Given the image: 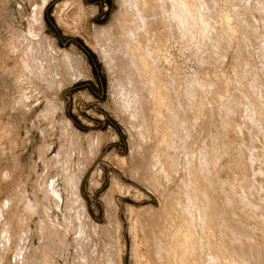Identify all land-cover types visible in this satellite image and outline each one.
Wrapping results in <instances>:
<instances>
[{
    "label": "rangeland",
    "instance_id": "1",
    "mask_svg": "<svg viewBox=\"0 0 264 264\" xmlns=\"http://www.w3.org/2000/svg\"><path fill=\"white\" fill-rule=\"evenodd\" d=\"M143 1L0 0V264H264V0Z\"/></svg>",
    "mask_w": 264,
    "mask_h": 264
},
{
    "label": "bare ground",
    "instance_id": "2",
    "mask_svg": "<svg viewBox=\"0 0 264 264\" xmlns=\"http://www.w3.org/2000/svg\"><path fill=\"white\" fill-rule=\"evenodd\" d=\"M136 1H137V0H136ZM144 1H145V0H144ZM144 1H143V3H144ZM164 1H165V0H164ZM170 1L172 2L173 14L175 13V14H177V15H182V16H184V15H185L184 12H187V9H186V8H188V11H192V10H191V9L193 8V7H192V4H189V3L186 2V3H184V4L188 5V7H185V6H184L185 8H184V7L182 8V7H181L182 5H181L180 3H178L177 0H170ZM139 2H140V1H139ZM139 2H138V3H139ZM179 2H180V1H179ZM195 2H196V1H195ZM126 3H127V2H126ZM131 3H132V2H131ZM134 3H135V2H133V4H134ZM143 3H142V4H143ZM192 3H194V2H192ZM208 3H209V2H208ZM136 4H137V3H136ZM166 4H167V3H166ZM168 4H170V3H168ZM179 4H180V5H179ZM182 4H183V3H182ZM197 4H198V3H197ZM234 4H235V3H234ZM123 5H124V4H123ZM140 5H141V4H140ZM140 5H139V6H140ZM146 5H147V4H146ZM227 5H229V4H227ZM65 6H66V5H65ZM134 6H135V4H134ZM141 6H142V5H141ZM147 6H149V3H148ZM160 6H161V5H160ZM169 6H170V5H169ZM205 6H206V5H205ZM137 7H138V6H137ZM142 7L144 8V6H142ZM194 7H195V6H194ZM217 7H218V6H217ZM134 8H135V7H134ZM160 8H161V7H160ZM169 8H170V7H169ZM210 8H211V7H210ZM224 8H225V7H224ZM138 9H140V8H138ZM144 9H145V8H144ZM164 9H165V8H164ZM181 9H182L183 11H182ZM184 9H186V10H184ZM196 9H197V8H195V10H196ZM198 9H199V8H198ZM200 9H201V8H200ZM129 10H130V9H129ZM141 10H143V9H141ZM149 10H150V8H149ZM158 10H160V9L158 8ZM166 10H167V9H166ZM193 10H194V9H193ZM180 11H182V12H180ZM205 11H206V10H205ZM205 11H204V12H205ZM209 11H210V10H209ZM57 12H58V11H57ZM124 12H125V11H124ZM126 12H127V11H126ZM135 12H137V11H135ZM142 12H143V11H142ZM204 12H203V14H204ZM139 14H140V11H139ZM183 14H184V15H183ZM189 14H191V12H189ZM189 14H187V15L189 16ZM193 14H195L194 11H193ZM187 15H185V17H186ZM191 15H192V14H191ZM197 15H198V14H197ZM249 15H250V14H249ZM173 16L175 17V15H173ZM182 16H179V17L183 18ZM240 16H242V14H241ZM127 17H128V16H127ZM162 17H163V16H162ZM176 17H177V16H176ZM179 17H178V18H179ZM185 17H184V19H185ZM190 17H191V16H190ZM203 17H204V16L202 15V17H200V19H199V21H201L202 23H203V20H205V19H204L205 17H204V18H203ZM207 17H209V16H207ZM238 17H239V16H238ZM193 18H194V17H193ZM197 18H198V17H197ZM197 18H194V19L197 20ZM201 18H202L203 20H202ZM209 18H212V17L210 16ZM235 18H236V17H235ZM240 18H241V17H240ZM140 19H141V18H140ZM213 19H214V18H213ZM132 20H133V19H132ZM159 20H160V19H159ZM161 20H162V19H161ZM166 20H167V17H166ZM166 20H165V21H166ZM175 20H176V19H175ZM181 20H182V19H181ZM211 20H212V19H211ZM211 20L208 22L207 19H206L205 21H206L207 23H211V22H212ZM231 20H232V19H231ZM252 20H253V19H252ZM162 21H163V20H162ZM176 21H177V20H176ZM178 21H180V20H178ZM186 21H187V20H185V22H186ZM193 21H194V20H193ZM205 21H204V22H205ZM217 21H218V20H217ZM149 22H150V21H149ZM153 22H154V21H153ZM167 22H169V21H167ZM170 22H171V21H170ZM180 22H182V21H180ZM197 22H198V21H197ZM206 22H205V23H206ZM162 23H163V22H162ZM171 23H172V22H171ZM174 23H175V22H174ZM177 23H178V22H177ZM187 23H188V22H187ZM189 23H191V20H190ZM199 23H200V22H199ZM212 23H213V22H212ZM127 24H128V23H127ZM155 24H156V23H155ZM155 24H154V25H155ZM163 24H164V23H163ZM175 24H176V23H175ZM193 24H194V23H193ZM196 24L198 25V23H196ZM128 25H129V24H128ZM148 25H149V24H148ZM177 25H178V24H177ZM185 25H186V23H185ZM185 25H184V26H185ZM204 25H206V24H203V26H204ZM207 25H208V24H207ZM124 26H125V25H124ZM132 26H133V25H132ZM179 26H180V24H179ZM188 26H189V24L187 25V27H188ZM192 26H193V25H192ZM201 26H202V24H201ZM203 26H202V27H203ZM210 26H212V24H210ZM214 26H215V25H214ZM214 26H213V27H214ZM231 26H232V25H231ZM130 27H131V26H130ZM137 27H138V26H137ZM145 27H146V26H145ZM181 27H182V26H181ZM202 27L199 26L198 28H202ZM124 28H125V27H124ZM179 28H180V27H179ZM191 28H192V27H191ZM227 28H228V27H227ZM255 28H256V27H255ZM180 29H181V28H180ZM195 29H196V28H195ZM204 29H205V28L203 27V28L200 29V30L203 31ZM148 30H149V29H148ZM170 30H171V29H170ZM191 30H193V29H191ZM191 30H190V31H191ZM214 30H215V29H214ZM222 30H223V29H222ZM245 30H246V29H245ZM136 31H137V30H136ZM183 31H184V28H183ZM187 31H188V30H187ZM190 31H189V32H190ZM202 31H201V32H202ZM215 31H216V30H215ZM189 32H188V33H189ZM201 32H200V33H201ZM204 32H205V31H204ZM122 33H123V32H122ZM151 33H152V32H151ZM168 33H169V32H168ZM190 33H191V32H190ZM194 33H196V31H195ZM202 33H203V32H202ZM152 34H153V33H152ZM197 34H198V33H197ZM210 34H211V33H210ZM181 35H182V34H181ZM200 35H201V34H200ZM202 35H203V34H202ZM135 36H136V35H135ZM140 36H141V35H140ZM173 36H174V35H173ZM213 36H214V35H213ZM242 36H243V35H242ZM142 37H143V36H142ZM142 37H141V38H142ZM201 37H204V36H201ZM206 37H207V36H206ZM181 38H182V37H181ZM126 39H127V38H126ZM151 40H154V39H151ZM156 40H157V39H156ZM202 40H203V39H202ZM149 41H150V39H149ZM157 41H158V40H157ZM235 41H236V40H235ZM126 42H127V40H126ZM129 42H130V41H129ZM134 42H135V41H133V44H134ZM146 42H148V41H146ZM152 42H153V41H152ZM154 42H155V41H154ZM154 42H153V43H154ZM166 42H168V41H166ZM203 42H204V41H203ZM150 43H151V42H150ZM194 43H196V42H194ZM200 43H201V42H200ZM210 43H211V42H210ZM127 44H128V43H127ZM133 44H132V45H133ZM160 44H161V43H160ZM233 44H234V43H233ZM121 45H123V44H121ZM125 45H126V43H125ZM130 45H131V43H130ZM154 45H155V44H154ZM154 45H153V46H154ZM161 45H162V44H161ZM182 45H183V44H182ZM200 45H201V44H200ZM209 45H210V44H209ZM234 45H235V44H234ZM128 46H129V45H128ZM158 46H159V44H158ZM118 47H119V46H118ZM137 47H138V46H137ZM171 47H172V46H171ZM125 48H126V47H125ZM141 48H142V47H141ZM143 48H144V47H143ZM161 48H162V47H161ZM165 48H166V47H165ZM213 48H214V47H213ZM120 50H122V49H120ZM123 50H124V49H123ZM127 50H128V47H127ZM135 50H136V49H135ZM154 50H155V47H154ZM165 50H166V49H165ZM229 50H230V49H229ZM107 51H108V50H107ZM128 51H129V50H128ZM146 51H147V50H146ZM149 51H150V50H149ZM158 51H159V50H158ZM162 51H163V50H162ZM212 51H213V50H212ZM50 52H51V51H50ZM133 52H134V49L132 50V53H133ZM143 52H144V51H143ZM159 52H160V51H159ZM165 52H166V51H165ZM167 52H168V51H167ZM161 53H162V52H161ZM161 53H160V54H161ZM47 54H48V53H47ZM130 54H131V53H130ZM134 54H135V53H134ZM134 54H133V55H134ZM137 54H138V53H137ZM146 54H147V53H146ZM156 54H157V56H158L159 53L156 51L155 55H156ZM163 54H164V53H163ZM166 54H167V53H166ZM237 54H238V53H237ZM118 55H119V54H118ZM138 55H139V54H138ZM142 55H143V54H142ZM142 55H141V56H142ZM161 55H162V54H161ZM170 55H171V54H170ZM49 56H50V55H49ZM129 56H130V55H129ZM139 56H140V55H139ZM144 56H146V55H144ZM150 56H151V55H150ZM152 56H154V55H152ZM159 56H160V55H159ZM159 56H158V57H159ZM166 56H167V55H166ZM47 57H48V55H47ZM55 57H56V56H55ZM218 57H219V56H218ZM236 57H237V56H236ZM51 58H54L53 55H52ZM51 58H50V59H51ZM143 58H144V57H143ZM160 58H161V56H160ZM170 58H171V57H170ZM214 58H215V57H214ZM63 59H64V57H63ZM117 59H119V58H117ZM124 59H125V58H124ZM137 59H139V58H137ZM150 59H151V58H150ZM152 59L154 60L155 58L153 57ZM158 59H159V58H158ZM163 59H164V56H163ZM166 59H167V58H166ZM51 60H52V59H51ZM56 60H57V59H56ZM122 60H123V59H122ZM133 60H134V59H133ZM140 60H141V59H140ZM147 60H148V59H147ZM160 60H161V59H160ZM209 60H210V59H209ZM221 60H222V59H221ZM48 61H49V60H48ZM65 61H66V60H65ZM129 61H130V60H129ZM138 61H139V60H138ZM143 61H144V60H143ZM149 61H150V60H149ZM164 61H165V60H164ZM169 61H170V60H169ZM49 62H50V61H49ZM132 62H133V61H132ZM132 62H131V63H132ZM134 62H135V61H134ZM160 62H161V61H160ZM167 62H168V61H167ZM216 62H217V61H216ZM53 63H54V62H53ZM68 63H69V62H68ZM131 63H130V64H131ZM138 63H139V62H138ZM141 63H142V62H141ZM152 63H153V62H152ZM168 63H169V62H168ZM48 64H49V63H48ZM133 64H134V63H133ZM143 64H144V63H143ZM164 64H165V63H164ZM170 64H171V63H170ZM218 64H219V63H218ZM126 65H128V64H126ZM162 65H163V64H162ZM168 65H169V64H168ZM143 66H144V65H143ZM165 66H167V65H165ZM58 67H59V66H58ZM68 67H70V66H68ZM68 67H67V68L65 67L66 70L68 69ZM159 67H160V64H159ZM53 68H54V67H53ZM145 68H146V66H145ZM163 68H164V67H163ZM54 69H55V68H54ZM153 69H154V68H153ZM72 70H73V69H72ZM163 70H164V69H163ZM68 71H69V69H68ZM131 71H132V70H131ZM135 71H136V70H135ZM168 71H169V69H168ZM52 72H53V71H52ZM69 72H70V71H69ZM127 72H128V71H127ZM137 72H138V71H137ZM155 72H156V71H155ZM44 73H46V72H44ZM55 73L57 74V72H55ZM69 74H70V73H69ZM72 74H73V73H72ZM72 74H71V75H72ZM168 74H169V73H168ZM73 75H74V74H73ZM132 75H133V74H132ZM74 76H75V75H74ZM154 76H155V75H154ZM154 76H153V77H154ZM162 76H163V75H162ZM169 76H170V75H169ZM135 77H136V76H135ZM135 77H134V78H135ZM155 77H156V76H155ZM208 77H209V76H208ZM45 78H46V77H45ZM62 78H63V77H62ZM68 78H69V77H68ZM127 79H128V78H127ZM235 79H236V78H235ZM70 80H71V79H70ZM160 80H161V79H160ZM50 81H51V80H50ZM55 81H56V80H55ZM136 81H137V79H136ZM168 81H169V80H168ZM210 81H211V80H210ZM56 82H57V81H56ZM128 82H129V81H128ZM214 82H215V81H214ZM131 83H132V82H131ZM229 83H230V82H229ZM239 83H240V82H239ZM137 84H138V83H137ZM132 86H133V85H132ZM157 87H158V86H157ZM232 87H233V86H232ZM171 88H172V87H171ZM253 88H254V86H253ZM190 89H191V88H190ZM238 90H239V89H238ZM234 91H235V90H234ZM186 93H187V92H186ZM218 93H219V92H218ZM196 94H197V93H196ZM254 94H255V93H254ZM259 94H260V93H259ZM203 95H204V94H203ZM252 95H253V94H252ZM187 96H188V95H187ZM194 96H195V95H194ZM181 97H182V96H181ZM244 97H245V96H244ZM198 98H199V97H198ZM184 99H185V98H184ZM199 99H200V98H199ZM186 100H187V99H186ZM191 100H192V99H191ZM188 101H189V100H188ZM251 101H252V100H251ZM191 102H192V101H191ZM170 104H171V103H170ZM179 104H180V103H179ZM193 104H194V103H193ZM223 104H224V103H223ZM223 104H222V105H223ZM244 105H245V104H244ZM225 106H226V105H225ZM246 106H247V105H246ZM160 107H161V106H160ZM226 107H227V106H226ZM233 107H234V106H233ZM143 108H144V107H143ZM185 108H186V107H185ZM190 108H191V107H190ZM160 109H161V108H160ZM223 110H224V109H223ZM191 111H192V110H191ZM153 112H154V111H153ZM174 112H175V111H174ZM164 113H165V112H164ZM248 113H249V111H248ZM144 114H145V113H144ZM144 114H143V115H144ZM158 114H159V113H158ZM252 114H253V113H252ZM147 115H148V113H147ZM149 115H150V114H149ZM249 117H250V115H249ZM168 119H169V118H168ZM177 119H178V118H177ZM194 119H195V118H194ZM225 119H226V118H225ZM144 120H145V119H144ZM147 120H148V119H147ZM209 121H210V120H209ZM209 121H208V122H209ZM228 121H229V120H228ZM194 122H195V121H194ZM216 122H217V121H216ZM148 123H149V122H148ZM159 123H160V122H159ZM164 123H165V122H164ZM167 123H168V122H167ZM173 123H174V122H173ZM195 123H196V122H195ZM146 125H147V123H146ZM240 125H241V124H240ZM256 126H257V125H256ZM153 127H154V126H153ZM220 127H221V126H220ZM149 128H150V127H149ZM231 128H232V127H231ZM162 129H163V128H162ZM178 129H179V128H178ZM156 130H157V129H156ZM212 130H213V129H212ZM214 130H215V129H214ZM189 131H190V130H189ZM244 131H245V130H244ZM218 133H219V132H218ZM242 133H243V132H242ZM154 134H155V133H154ZM169 134H170V133H169ZM243 135H244V134H243ZM262 135H263V134H262ZM163 136H164V134H163ZM172 138H173V137H172ZM178 138H179V137H178ZM181 138H182V137H181ZM198 138H199V137H198ZM182 139H183V138H182ZM183 142H184V141H183ZM183 142H182V143H183ZM176 143H177V142H176ZM236 143H237V142H236ZM161 144H162V143H161ZM183 144H184V143H183ZM166 145H167V144H166ZM175 145H176V144H175ZM201 145H202V144H201ZM180 146H181V145H180ZM170 148H171V147H170ZM259 149H260V148H259ZM192 154H193V153H192ZM207 156H208V155H207ZM177 158H178V157H177ZM188 158H189V157H188ZM253 163H254V162H253ZM153 164H154V163H153ZM253 166H254V165H253ZM255 167H256V166H255ZM197 169H198V168H197ZM186 170H187V169H186ZM253 170H254V168H253ZM187 172H188V171H187ZM196 174H197V173H196ZM248 174H249V173H248ZM249 175H250V174H249ZM262 176H263V175H262ZM171 180H172V178H171ZM180 180H181V179H180ZM254 183H255V182H254ZM176 188H177V187H176ZM182 188H183V187H182ZM193 188H194V187H193ZM196 189H197V188H196ZM251 190H252V189H251ZM78 192H80V189H79ZM188 192H189V191H188ZM198 192H199V191H198ZM189 193H190V192H189ZM80 195H81V194H80ZM180 198H181V197H180ZM195 198H196V197H195ZM192 199H193V198H192ZM199 199H200V198H199ZM205 199H206V198H205ZM207 199H208V198H207ZM178 200H179V199H178ZM193 200H194V199H193ZM187 204H188V203H187ZM188 206H189V205H188ZM195 208H196V207H195ZM191 209H192V208H191ZM195 210H196V209H195ZM198 211H199V210H198ZM199 212H200V211H199ZM173 213H174V212H173ZM168 215H169V214H168ZM173 215H174V214H173ZM184 215H185V214H184ZM193 215H194V214H193ZM207 220H208V219H207ZM200 221H201V220H200ZM166 222H167V221H166ZM193 222H194V221H193ZM5 223H6V222H5ZM184 223H185V222H184ZM188 223H189V222H188ZM200 223H201V222H200ZM6 224H7V223H6ZM8 226H9V225H8ZM185 227H186V226H185ZM3 229H4V228H3ZM198 229H199V228H198ZM187 230H188V229H187ZM191 230H192V229H191ZM202 230H203V229H202ZM188 234H189V233H188ZM196 234H197V233H196ZM19 235H20V234H19ZM177 235H178V234H177ZM194 235H195V234H194ZM198 235H199V234H198ZM192 236H193V235H192ZM180 237H181V236H180ZM183 237H184V236H183ZM201 237H202V236H201ZM181 238H182V237H181ZM203 238H204V237H203ZM190 239H191V238H190ZM185 242H186V241H185ZM183 243H184V242H183ZM214 244H215V243H214ZM218 247H219V246H218ZM227 247H228V246H227ZM169 248H170V247H169ZM18 250H19V249H18ZM163 250H164V249H163ZM186 250H187V249H186ZM229 250H230V249H229ZM244 250H245V249H244ZM246 250H247V249H246ZM261 250H262V249H261ZM233 252H234V251H233ZM233 252H232V253H233ZM155 253H156V252H155ZM247 253H248V252H247ZM189 254H190V253H189ZM210 254H211V253H210ZM242 254H243V253H242ZM200 256H201V255H200ZM228 256H229V255H228ZM243 256H244V255H243ZM244 257H245V256H244ZM247 257H248V256H247ZM230 259H231V258H230ZM204 260H205V259H204ZM228 260H229V259H228ZM245 260H247V259H244V261H245ZM215 261H216V260H215ZM217 261H218V260H217ZM161 262H162V261H161ZM232 262H233V261H232ZM245 262H246V261H245ZM247 262H248V261H247ZM249 262H250V261H249ZM214 263H215V262H214ZM214 263H213V264H214ZM223 263H225V262H223ZM200 264H201V263H200ZM232 264H233V263H232ZM246 264H249V263H246ZM251 264H252V263H251ZM256 264H257V263H256Z\"/></svg>",
    "mask_w": 264,
    "mask_h": 264
}]
</instances>
